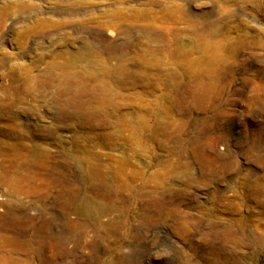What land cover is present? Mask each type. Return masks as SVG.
Segmentation results:
<instances>
[{"label":"rangeland","instance_id":"obj_1","mask_svg":"<svg viewBox=\"0 0 264 264\" xmlns=\"http://www.w3.org/2000/svg\"><path fill=\"white\" fill-rule=\"evenodd\" d=\"M11 164L5 264H264V0H0Z\"/></svg>","mask_w":264,"mask_h":264},{"label":"bare ground","instance_id":"obj_2","mask_svg":"<svg viewBox=\"0 0 264 264\" xmlns=\"http://www.w3.org/2000/svg\"><path fill=\"white\" fill-rule=\"evenodd\" d=\"M10 20V19H9ZM218 54H216L215 53V56H214V58H211V60H210V62H213V61H215L216 60V58L218 57L217 56ZM63 73V75L64 76H71V75H74V73L72 74V72H70L69 73V71L68 70H63L62 71ZM80 77H78L79 79H83V78H85V76L84 75H79ZM83 77V78H82ZM9 78H10V81H11V85H10V88L12 89V71H11V73H9ZM102 84H103V82L102 81H100ZM161 129H163V130H165V131H169V130H174V126H173V124H171V123H164V124H162V125H160L159 126ZM170 133V132H169ZM10 159V158H9ZM18 171V170H17ZM99 174V172L97 171V169L96 168H94V167H92V168H90V175H93V176H99L98 175ZM10 177H12V164H11V166L10 167H8L7 169H5L4 171H3V173H0V187H3V188H11L12 189V181H11V179H10ZM94 181V180H93ZM10 189V190H11ZM34 192V191H33ZM18 193H19V195H28L29 196V194H31L29 191H28V189H25V188H23V187H19V189H18ZM1 196V195H0ZM1 199V198H0ZM2 211H6V212H9V213H11V214H13V215H15V216H21V215H23V214H25L24 213V211L21 209V208H19V207H14V208H10V207H8V205H6L5 203H4V200H0V212H2ZM1 217V216H0ZM60 239V238H59ZM58 239V237H56V239H55V242L57 241V240H59ZM1 242V241H0ZM3 242H4V240H3ZM2 244V243H1ZM2 248V247H1ZM30 249H32V248H30ZM31 252H32V250H31ZM31 258V257H30ZM6 263V259H5V257H4V255L2 256V255H0V264H5Z\"/></svg>","mask_w":264,"mask_h":264}]
</instances>
